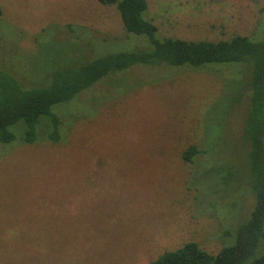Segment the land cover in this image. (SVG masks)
Wrapping results in <instances>:
<instances>
[{
  "label": "rangeland",
  "instance_id": "374dc122",
  "mask_svg": "<svg viewBox=\"0 0 264 264\" xmlns=\"http://www.w3.org/2000/svg\"><path fill=\"white\" fill-rule=\"evenodd\" d=\"M0 6V65L27 85L81 58L153 47L115 4ZM143 15L158 38L264 37V0H148ZM246 73L244 62L134 64L54 106L62 141L25 143L13 125L16 138L0 141V264H149L189 241L213 254L234 244L255 206ZM192 143L202 150L185 162Z\"/></svg>",
  "mask_w": 264,
  "mask_h": 264
},
{
  "label": "trees",
  "instance_id": "16d2710c",
  "mask_svg": "<svg viewBox=\"0 0 264 264\" xmlns=\"http://www.w3.org/2000/svg\"><path fill=\"white\" fill-rule=\"evenodd\" d=\"M99 1L115 4L125 28L137 34H147L153 47L81 58L76 62L78 64L48 72L46 80L33 85L25 84L0 65V141H13L16 135L11 127L19 123L23 129L25 126V134L21 139L25 143L35 142L39 140L38 137L62 141V119L54 106L70 102L111 73L134 64L166 62L174 66L200 67L221 62H244L247 73L245 77L238 78L243 80V94L249 92L250 106L244 130L250 147L249 171L254 209L239 227L236 242L222 247L216 254L210 253L196 241H189L178 249L164 252L149 263L243 264L264 241V37L254 39L236 33L230 38L215 40L173 36L158 38L155 35L158 26L143 15L148 8V0ZM43 116L48 118L43 120ZM201 150L196 143H192L182 151V159L193 163L194 156ZM249 264H264V254L250 259Z\"/></svg>",
  "mask_w": 264,
  "mask_h": 264
}]
</instances>
